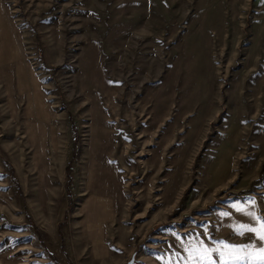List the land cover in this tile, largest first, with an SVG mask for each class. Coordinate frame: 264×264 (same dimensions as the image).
I'll list each match as a JSON object with an SVG mask.
<instances>
[{
    "label": "rangeland",
    "instance_id": "obj_1",
    "mask_svg": "<svg viewBox=\"0 0 264 264\" xmlns=\"http://www.w3.org/2000/svg\"><path fill=\"white\" fill-rule=\"evenodd\" d=\"M263 164L264 0H0V264H264Z\"/></svg>",
    "mask_w": 264,
    "mask_h": 264
},
{
    "label": "snow or ice",
    "instance_id": "obj_2",
    "mask_svg": "<svg viewBox=\"0 0 264 264\" xmlns=\"http://www.w3.org/2000/svg\"><path fill=\"white\" fill-rule=\"evenodd\" d=\"M241 211H243V209H241ZM249 215H251V214L249 213ZM261 229H262V231H261V234H260V239L264 240V224L261 225ZM248 230L251 231V232H256L255 228H250ZM262 251H264V250H262ZM260 259L264 260V256H261Z\"/></svg>",
    "mask_w": 264,
    "mask_h": 264
},
{
    "label": "trees",
    "instance_id": "obj_3",
    "mask_svg": "<svg viewBox=\"0 0 264 264\" xmlns=\"http://www.w3.org/2000/svg\"><path fill=\"white\" fill-rule=\"evenodd\" d=\"M263 171H264V164H263V166H262V170H261V175H260V177H259L257 180H255V181L253 182V184H252V189H253V187H254V185H255L256 182L262 181V180L264 179V173H263ZM252 189H250V190H252Z\"/></svg>",
    "mask_w": 264,
    "mask_h": 264
},
{
    "label": "water",
    "instance_id": "obj_4",
    "mask_svg": "<svg viewBox=\"0 0 264 264\" xmlns=\"http://www.w3.org/2000/svg\"><path fill=\"white\" fill-rule=\"evenodd\" d=\"M133 261H134V257H133V259L129 262V264H132L133 263Z\"/></svg>",
    "mask_w": 264,
    "mask_h": 264
}]
</instances>
